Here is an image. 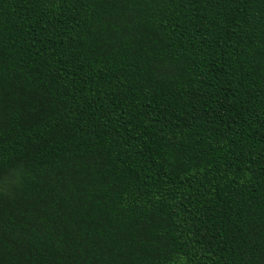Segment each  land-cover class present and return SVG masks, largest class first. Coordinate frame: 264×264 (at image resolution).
Segmentation results:
<instances>
[{
  "label": "trees",
  "instance_id": "1",
  "mask_svg": "<svg viewBox=\"0 0 264 264\" xmlns=\"http://www.w3.org/2000/svg\"><path fill=\"white\" fill-rule=\"evenodd\" d=\"M0 264H264V0H0Z\"/></svg>",
  "mask_w": 264,
  "mask_h": 264
}]
</instances>
